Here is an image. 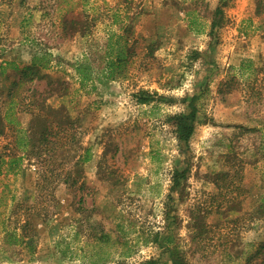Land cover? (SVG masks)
Listing matches in <instances>:
<instances>
[{
  "label": "rangeland",
  "instance_id": "obj_1",
  "mask_svg": "<svg viewBox=\"0 0 264 264\" xmlns=\"http://www.w3.org/2000/svg\"><path fill=\"white\" fill-rule=\"evenodd\" d=\"M114 34L131 61L109 80ZM35 59L50 65L22 75ZM84 251L264 264V0H0V264Z\"/></svg>",
  "mask_w": 264,
  "mask_h": 264
},
{
  "label": "trees",
  "instance_id": "obj_2",
  "mask_svg": "<svg viewBox=\"0 0 264 264\" xmlns=\"http://www.w3.org/2000/svg\"><path fill=\"white\" fill-rule=\"evenodd\" d=\"M196 10H188L187 11V21L188 26L190 30L194 32H204L205 29L202 27V22L199 20L198 16L196 15ZM212 27V26H211ZM129 42L128 39L123 34H114L109 38L108 44H107V55H106V62L105 66L103 68L104 72L102 76L105 79L109 80H116L119 77H121L123 74V70L125 66L131 61V58L129 57L131 54V51L129 50ZM38 59H35L31 65L25 66L22 68H19L20 73L24 75L26 72L36 69V70H42L47 69L50 65L49 60L46 62L37 61ZM86 62H78L75 64L76 73L79 77V81L81 84H84L85 82H90L92 80L93 76V70L90 66L87 59H84ZM246 62L241 63L240 70H243V68H247ZM258 70L256 68L250 67V72L256 73ZM23 77V76H22ZM140 100L143 102V98H140ZM195 107L193 106V111ZM7 117L8 115L5 114ZM178 122L176 124V136L179 140L183 141H189L193 131H194V125L190 123V121L186 120V117L184 114L180 113L178 114ZM26 143V142H25ZM82 160L86 161L90 158L89 150H86L84 154L80 156ZM91 238H93V241H96L97 244L100 242H105L110 239V235L108 233L102 234L100 236L96 235H90ZM14 237V243L15 244H22L24 243V237L21 234H13ZM26 245H28V249L31 254L35 253V244L31 240H28L25 242ZM99 254V253H98ZM95 253H87V251H84V254L82 255V258L86 260V262H82V264H109L111 259L114 258V256L110 257H101L97 258ZM121 254V253H120ZM183 254V252H182ZM174 252V259H176L178 264H189L187 261L184 260V255ZM119 255V254H118ZM116 258V256H115ZM167 263V262H166ZM163 261L159 259H149L145 262V264H166Z\"/></svg>",
  "mask_w": 264,
  "mask_h": 264
},
{
  "label": "crops",
  "instance_id": "obj_3",
  "mask_svg": "<svg viewBox=\"0 0 264 264\" xmlns=\"http://www.w3.org/2000/svg\"><path fill=\"white\" fill-rule=\"evenodd\" d=\"M16 67V66H15Z\"/></svg>",
  "mask_w": 264,
  "mask_h": 264
}]
</instances>
